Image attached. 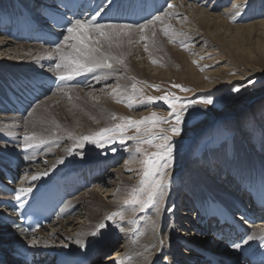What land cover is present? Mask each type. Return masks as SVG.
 Listing matches in <instances>:
<instances>
[{
	"label": "rangeland",
	"instance_id": "obj_1",
	"mask_svg": "<svg viewBox=\"0 0 264 264\" xmlns=\"http://www.w3.org/2000/svg\"><path fill=\"white\" fill-rule=\"evenodd\" d=\"M4 1L5 0H0V4L5 5ZM161 1L163 2V0ZM175 1L176 0H164V6L162 7L160 4V7H157L162 9L159 13L155 12L156 15H161L169 10L168 5ZM202 3H206L210 6V13H208L210 17L206 18L205 21L203 20L205 23L200 24V26L206 28V25H208L207 27H210L209 32L207 34H201L199 32L201 35L198 32L196 35H194V33H187L188 36H191L189 37L192 39L191 41H181L180 43L178 42L180 40H174L172 43L164 42L163 44L165 46L172 44L174 50H176L179 45L182 46L187 44L186 46L189 48L181 50V52L184 53L182 57L185 59L184 56H190L194 59L195 63L193 66L199 67V69L197 68L198 70L194 71L195 73L187 69V65L182 63L181 59L179 60L175 55H173L175 59L173 63L170 62L169 65L163 64L164 69L166 68L169 70V74H164L163 72L158 73L159 71L153 70L156 66L152 61L145 65V68H147L143 75L139 74L135 76L126 75V73L122 74L119 69H117L118 72H114L115 68L113 70L104 68L105 72L103 68L93 69V71L95 70L97 73L93 77L87 76L86 73H83L84 71L76 75L71 74L72 66L69 65L68 68H61L59 70L60 73L69 78L65 79L68 85L65 84L61 86L59 88L61 92L59 91L58 94L54 96L63 97L57 100L55 105L51 103L54 100L43 101L52 96V93H49L46 97L40 99V101L22 117L16 116L15 118L14 115L11 114H0V117H7L10 115L14 117L7 121L9 123L11 122L10 125L13 127H9L10 129L7 128L4 132L0 133V157L2 159H6L8 155L12 154L18 156L20 146H17L16 143L23 144L24 147L27 143H31L32 147H26L30 150L28 156L30 166H38V163L44 158L43 156H45L46 152V155L48 154L50 156L46 159L55 161V154L60 152L65 146H68L69 141L66 140V138L64 140V136L67 132L70 131L69 133H72L76 129H79L77 134L82 133V136L78 137L76 141L71 140L73 144H71L72 146L69 147L68 151L71 161H84L94 165L95 162H110L108 160L118 157V159H115L114 166L116 169L119 168V170H121L118 175L121 176L120 181H122L121 183L123 185L121 183L118 184L117 180L113 177L108 183V186L107 183L105 184L108 187L106 189V187H101V184L100 186L94 183L86 184L89 181H87L85 175H82L81 179L85 185L79 186V184H76L75 190L78 186L79 189L76 191L74 190L75 192L72 196V199L78 202L76 207L77 214L83 212L87 216H93L97 219L102 218L101 220L103 221H100L99 230H97V232L107 231L106 233L112 232L111 236L114 234L118 235L114 246L109 247V245L106 249H103L98 257L95 256L96 258H94L95 260L93 263H97L99 260L103 263V260H107L115 250L123 245V239L130 241L133 233L135 235L136 230L143 229V227L149 228V225L147 226L143 221L145 217L158 216L161 209L163 211L169 210V212L172 213L173 207L171 204L170 207H167L166 204L167 197L170 192L175 190L178 191L183 188L185 180L190 181L189 169L185 168L187 163H196L207 153L221 152V162L227 165V162H232L234 158L232 152L234 151V146H239L243 149L247 147L250 148V152L261 161L262 167L264 168V152L261 147V145L264 144V28L253 27L247 29L253 23L264 22V0H201L196 3V5L200 6ZM29 4L41 5L38 0H28L27 5ZM18 5L22 6L20 2ZM207 5L204 9L207 8ZM187 9L186 7V10ZM26 11H28V8ZM189 11L188 14L191 16L192 10L190 9ZM197 14L198 13H196V15ZM228 16L230 17V21L227 22L228 25H226V27H216V25H219V20L214 18L222 19ZM201 18H204V15H202ZM212 19L216 20L218 24L213 26L214 23H216L215 21H207ZM191 20L190 22H193V18ZM199 20L201 19L198 17V21L191 24L193 26H190V29L193 27L192 30L196 29L195 31H197V28H199V26L197 27V25H199L197 23L200 22ZM159 26L161 25L156 24L154 28H159ZM228 29L231 30L229 31ZM212 30L214 33H212ZM126 31L128 34L116 38L111 48H109L107 42L101 41L102 50L108 53L110 57L120 59V47L122 45H127L126 47L129 46V49L137 47L138 45L139 47L144 45L142 40H138L136 43V39L141 36L137 28L133 27ZM130 33H135L136 36H132ZM215 33H217V35H215ZM64 34L59 45H61L63 54L66 55V53L70 51V45L74 41L69 40L65 44L64 41L67 33ZM90 34L93 36L98 35L91 32ZM194 36L195 38H193ZM0 38H6L12 41L14 43L13 47L16 44L28 45L29 53L35 52L36 49L34 47L38 46L34 42L25 43L24 41L14 39L9 33L5 35L0 34ZM92 42L94 41H90V43ZM121 42L124 43L121 45ZM117 43H119V46H117ZM41 49L45 50L46 48L41 47ZM55 50L56 48L52 51ZM46 51H48V49H46ZM52 51L49 50L48 53L46 52L50 61L53 60L52 65H50L51 62L48 64L50 69L44 71L46 64H44L45 60H43L42 63L38 62L36 65H33L30 69L25 71L23 75L27 74L38 77L42 73L47 74L49 72V74L58 76L55 66L57 63L61 62L60 55L56 51ZM155 56L158 55L156 54ZM145 57L146 55L143 56L142 59ZM159 59L160 58L157 59L158 65L161 63ZM137 61L138 59L135 58V67L142 69L140 65L137 64ZM114 62L115 61L112 62L111 60L113 66L118 67V63ZM197 73L200 75H208V78H205V81L198 82L196 81L197 78L194 79V75H197ZM106 75L110 77L105 84L97 88L101 91V95L99 96L111 98L109 97L110 95L118 96L119 94L122 98L126 97V99H120L121 102L119 101L117 103L114 100L111 102L112 104L115 103V106L118 105L122 107L124 110H119L116 107L114 108L113 105H110V101L108 100H106V103H103L106 105V108L101 109L100 106L102 103H100V97L93 96L92 94H85V92L89 90V88L85 87L91 84L93 85V83L85 85L86 82L96 76L100 78ZM73 81H75V83ZM133 84L136 85L137 91L133 90ZM175 85H179L180 87H175ZM14 87H16V84H14ZM235 88H239V91H233ZM90 89L92 90V88ZM255 92L260 93L257 97L252 98ZM166 95L170 100L175 97L173 104L182 112L183 119L180 125L181 133L179 136L173 135L170 131H167L170 127L175 126L176 123L175 114L169 115L173 110L167 103L161 99H154L150 103H141V101H147L149 97L156 98ZM6 97L7 95L2 98L3 101L1 100V103L7 102ZM205 98H210L212 103L208 105L192 103L193 101H199ZM126 103L131 105V107L126 105ZM240 105L242 106V110L233 114L228 119L222 117L218 118L211 114V112L223 113L225 110L228 112L230 108L235 109L236 106ZM153 113L157 118L167 120L168 122L162 123L156 121L154 125L152 121L146 120L144 123L139 124V132L136 131V126H127L129 119L131 121H141L146 117H151ZM113 116H115L116 119H112ZM18 121L20 122L17 123ZM202 123H204L203 128L198 129L199 125ZM14 124H16V127ZM35 125H38V127H35ZM116 125H126V127L123 131H120L116 129ZM50 126L53 130H51ZM105 128L113 129V131L106 133L103 138L94 137L95 133ZM161 129L165 131L161 132ZM164 135L170 137L169 144L172 148V152L170 157L158 159L151 154L162 151L157 149L154 145L163 143L162 140L156 137ZM25 136H32L34 139L25 142ZM36 136L38 138H36ZM83 137H93L95 140L99 141V145L95 142L84 140L82 139ZM149 139L153 141L151 145L143 143V141ZM61 142L62 144H60ZM138 147L141 149L140 152L136 151ZM146 158L158 160V162L145 164L143 161H145ZM165 164L168 166L165 167ZM199 164L204 165V167L202 166L204 170L207 169V167H205V161ZM242 166L244 165H239V167ZM199 167L200 170H198V172L203 171L202 167ZM18 168L21 170L20 167ZM145 171L150 173L147 177L144 176ZM174 171H176V174L173 173L174 178L171 183H169L167 176ZM64 172H66V170ZM161 177L162 184L160 189L156 190L155 195L149 197L148 191L150 190V185L156 180L161 179ZM18 178L19 175L17 176V179ZM222 181H225L223 177ZM226 185L223 184L221 186L225 187ZM100 187L110 191V196L105 197V193L100 191ZM226 187V191L233 194L232 192L235 191V182ZM134 189H136V191H133ZM118 190L122 192L118 193L117 197L120 203L111 207L109 201L112 200V195L117 193ZM193 190L195 191V189ZM161 191H163V195H161V193L159 194ZM165 197L166 201L163 203ZM183 200L184 198L182 197L181 201ZM154 205L156 206L154 207ZM177 211L180 215L184 212L183 208L181 211ZM0 212L4 214V216H7L6 210L0 208ZM113 213H121L122 215L112 216L111 219H107V217L111 216ZM188 215L193 217L186 216L185 218L192 220L193 224L196 225L194 221L196 220L197 214L193 211ZM255 220H258V218ZM101 224L104 225L103 228L100 227ZM7 229L11 230V227H7ZM193 231L194 230L190 228L186 233L191 235ZM195 234L197 235L195 232L193 238L187 237V235L184 236L183 234L182 236H184L188 242L200 241L201 243H205L204 245H207L206 248L219 251V248L215 246V239L212 235H199V238H197ZM7 239L9 238H4V240ZM188 247L189 246L182 247L181 250H183V252L187 250L192 252L193 250Z\"/></svg>",
	"mask_w": 264,
	"mask_h": 264
},
{
	"label": "bare ground",
	"instance_id": "obj_2",
	"mask_svg": "<svg viewBox=\"0 0 264 264\" xmlns=\"http://www.w3.org/2000/svg\"><path fill=\"white\" fill-rule=\"evenodd\" d=\"M27 1L28 0H19L20 5L26 6V8H28L27 12L30 14V17L36 21L38 18V13L41 10V6L39 4L27 5ZM41 1L42 0H38L39 3ZM199 1L201 0H176L175 2L172 3V5L174 6L173 8L165 11L161 15L155 14L154 16H160L161 20L156 21L154 24L145 27L142 33L138 30L140 32L139 34L143 35L145 39L142 40L140 36L138 39H136V43L138 42V40H142L144 42V45L139 47V45L137 44L138 45L137 47L129 49V46L126 47L127 45L126 46L122 45L124 42L123 43L121 42L122 45L120 47L121 56L119 58L123 60V63L122 64L118 63L117 65L118 67L113 66V68L110 70H113L115 68L114 72H118L117 69H119V71H121L122 74L126 73V75H134V76L139 74L143 75L145 69L147 68V67L145 68V65H147L148 62L155 60L157 61V63H155L156 67L153 70L159 71L158 73L163 72L164 74H169L170 73L169 70L166 68L165 70L163 64L169 65L170 62L173 63L175 61L173 55H175L176 58H179V60L181 59L182 63L187 65L188 67L187 69L193 72L198 70L199 67L193 66L194 59H192L190 56L189 57L184 56L185 59H183L182 57V54L184 53L181 52V50H186L187 48H189L186 46L187 44L182 46L179 45V47L176 50L173 49L172 44L167 46L163 45L164 42H169V36H166L164 34L163 29L169 27L170 32L174 31V32H182L186 34L183 36L171 37L173 41L180 40L178 41L180 43L181 41L188 42L192 40L191 38H189L191 36H188L189 33H194V35L198 34L199 32L201 34L202 33L207 34L210 30V27L208 28L207 27L208 25H206L205 28L204 26H200V24L205 23L204 22L205 19L210 17V15L208 14L210 13L209 12L210 6H208L206 3H205L207 5L206 9H204V7L206 6L204 3H202L201 5L199 4L200 6H197L196 3H198ZM93 2L96 3L97 0H93ZM161 2H162L161 0H158V3L152 4L150 0L149 1L146 0L143 3L139 4L140 8L137 7L138 0H107L106 4L108 6L111 3L112 4L111 6L115 7L116 10H123L126 12V14H130L132 13V9H137L134 12L140 11L144 13L148 9L155 10L157 9V7L160 5ZM4 4L5 5L0 4V12L9 13L12 22L18 18H22V19L26 18L25 15L18 13L19 10L18 7L14 4V0H5ZM186 7L188 8L187 10ZM190 9L192 10L191 16H189L188 14V12H190L189 11ZM166 13H172V15H167ZM196 13L198 14L196 15ZM199 15L201 16L204 15V18H201V16ZM88 16H89V12H86L83 17H87L89 19L88 21H92V23L96 21L97 15L95 17H88ZM198 17L201 19L199 20L200 22L197 23L199 24L197 25V27L199 26V28H197V31H195L196 29L192 30L193 27L190 29V26H193L191 24L198 21ZM192 18H193V22H190L192 21L191 20ZM214 19L219 20V25H216V27L219 26L222 28L226 27V25H228L227 22L230 21L229 16L224 17L222 19L221 18H214ZM207 21L216 22V20L213 19ZM5 24L11 26L10 31L13 30V28H15L13 23L9 21H6ZM156 24H160L161 26H159V28H154ZM215 24L218 23L217 22L214 23L213 26H215ZM253 27L264 28V22L253 23L247 29H251ZM2 29L3 27L0 25V34L5 35L8 33V31ZM228 30L230 31L231 29ZM212 33H214L213 30ZM131 35L136 36L135 33ZM215 35H217V33H215ZM193 38H195V36ZM13 44L14 43L12 41L6 38H0V103L1 100L3 101L2 98H4L5 95H8L7 94L8 92L12 91L14 84H16L17 81H18L17 83L22 82L27 77H28L27 79L30 80L34 78L36 79L40 78L39 76L37 77L27 74L23 75L25 71L30 69L33 65H36L38 62L42 63L43 60H45L44 64H46L45 66L46 68H44V71L50 69L48 66V64L50 63V58L46 54V52L48 53L49 50L48 51H46V49L42 50L41 47L35 46L34 48L36 49V51L29 53L28 45L16 44L13 47ZM71 45L69 48L70 51L66 53L65 57L74 55ZM145 45H147L148 48L147 51H145ZM156 54L158 56H155ZM145 55L146 57L142 59V57ZM135 58L138 59L137 64L140 65V68L142 69H138L137 67H135L134 65ZM158 58H160L159 60L161 62L159 65L157 60ZM113 61L115 60H112V62ZM114 63H116V61ZM83 73H86L87 76H91V77L97 74L95 70L84 71ZM195 75H194V79L197 78L196 81L198 82H202L203 80L205 81V78H208V75L205 74L200 75L197 73V75L196 76ZM109 77H110L109 75H106V76H101L100 78H98L97 76L91 78L88 82H86L85 85L91 83H93V85L91 84L92 86L89 85L85 87V88H89V90L86 91L85 94L86 95L92 94L93 96L100 97L101 98L100 103H102V105L100 106L101 109L106 108V105L103 103H106V100H108L110 101V105L111 106L113 105L114 108L116 107L119 110H124L122 107L118 105L115 106L114 105L115 103L112 104L111 102L114 100L118 103L120 99L122 100L126 99L125 96H124L125 98H122L121 96H119V94L118 96L110 95L109 97H111L112 99L107 98L106 96H99L101 95L100 94L101 91L98 90L97 88L105 84L106 81H108ZM90 88H92V90ZM43 91L45 92L46 90L43 89ZM59 91L60 89L57 88L52 92L51 97H48L43 101L46 102V101L54 100L51 103H54L55 105L57 103V100L63 98L62 96L54 97L56 94H58ZM259 93L260 92L257 93L255 92L252 98L257 97ZM126 105L128 104L126 103ZM240 110H242L241 105L236 106L235 109L230 108L228 112L225 110L223 111V113L211 112V114L217 116L218 118L222 117L228 119L233 114L238 113ZM16 116L19 117L18 115H14L15 118ZM14 117H11V115L7 117L5 116L0 117V133L4 132L5 129L9 127L10 128L13 127L12 125H10L11 122L9 123L7 121ZM19 122L20 121H18L17 123ZM43 123L46 124L45 122ZM15 125L16 124H14V126ZM203 126L204 123L200 124L198 129H202ZM35 127H38V125H35ZM51 130L53 129L51 128ZM78 130L79 129H76L72 133H69L70 132L69 131L64 136V140L66 138V140L69 141L68 146H65L60 152H57L55 154L56 156L55 161L47 160L46 158L47 157L49 158L50 156L48 154L46 155L47 153L46 152L45 156H43L44 158L42 157L43 159L41 160L40 163H38V166L36 167L29 165V166H25L22 170H20L18 168L19 166H16L15 163H13L11 165L12 167L9 169L11 176L21 171L20 179H19L20 181H18L16 185H12L14 187V190H16L18 194H20L18 190L22 188L31 187L32 191H34L39 187V185L43 181L51 180L56 176H59V181L62 187L65 190H67L69 193L75 190L76 184H79V186L80 184L81 185L84 184V182L81 179L82 175H85L87 181H89L90 184L94 183L95 185L97 184L99 186L101 184V187L104 188L106 187V189L108 188L107 187L108 183L113 177L115 178V180H117L118 184L121 183L122 182L120 181L121 176L118 175L120 174L121 170H119V168L116 169L114 166L115 159L116 158L118 159V157L108 160L110 162H106V161L95 162L94 165L84 161L81 162L71 161L70 155L68 153L69 147L72 146L71 145L73 144L72 141H76L78 137L82 136L81 135L82 133L77 134ZM37 136L36 138H38ZM60 144H62V142ZM261 147H262V151L264 152V144H262ZM233 150L234 151L232 152L234 158L232 162H227L228 163L227 165L221 162V158H222L221 152L207 153L204 156H202L201 160L197 161L196 163L194 162L187 163L185 165V168L189 169L190 181L185 180L183 184V188H181L178 191L175 190L170 192L167 197V201H166V197L164 198L163 201V203H165L166 201L167 207H170L171 204V206L173 207L172 213H170L169 210L163 211L161 209L158 216L145 217L143 221L147 226L149 225L148 226L149 228L143 227V229L136 230L135 235L133 233L131 240L127 241L123 239V243H122L123 245L119 247V249L115 250V252L111 256H109L107 260L106 259L103 260V263H101V260H99V262L92 264H164V263L196 264L197 256L195 255V253L191 252L190 250L183 252V250H181L182 247L192 246L194 248L196 247L206 248L207 245H204L205 243L203 242L202 243L192 242V241L188 242V240L184 238V236L187 235V237L193 238L194 232H191L192 233L191 235H188L186 233L187 230L190 229V225L194 226L192 227L193 229L195 228L196 230H199L204 234H208L210 232H214L218 230L215 221L207 219L208 217L207 214L209 212L208 206L210 204L216 207H225L227 209L242 207L244 203L249 205L251 209V214L253 215L254 218L256 219L258 218V220H256V224H254L253 226L250 225L251 234L249 236L253 238L249 239L248 237L247 241L253 242L255 240H260L258 244L264 245V239H262V237H264V219L261 221L259 220V218L264 217V209L256 207L252 203V198L250 196V192L253 189V192H255V194L258 195L259 197H261L262 201L264 202V168L262 167L261 161L252 152H250V148L247 147L243 149L242 147L234 146ZM3 160L4 158L2 159L0 157V164L3 163ZM202 161H205L206 163L205 167H207V169L205 170L203 169L204 165L199 164L202 163ZM239 165H244V166L239 167ZM199 166L201 167L203 166L202 167L203 171L198 172V170H200ZM65 170L66 172H64ZM72 171L78 173L79 175L68 176V174ZM176 171L171 172L167 176L169 183H171L172 179L174 178L173 173L176 174ZM33 176H36L37 179L33 180L32 179ZM222 177L225 179L224 182L222 181ZM233 182H235V187H234L235 191H233L232 192L233 194H231L228 193V191H226L227 189L226 186L232 185ZM106 183L107 186L105 185ZM219 184L221 185L225 184L226 186L225 187L221 185L218 186ZM193 189H195V191ZM121 190H118L119 192L117 191V193L112 195V200L109 201L111 207H113V205H117L120 203V201L117 200V197H118V193H122ZM100 191L105 193V197H109L111 194L110 191L104 190L102 188L100 189ZM160 193L161 192H159V194ZM194 194L199 195L198 198L201 197L200 199L201 201L198 204H195L191 200V195ZM182 197L184 198L183 201H181ZM7 198L10 197L6 195H1L0 193V200ZM76 201L77 200L75 199L72 200L69 199L66 206H64V208L60 210L59 216H57L53 220L55 222L50 227L37 231L35 234L31 236L20 237V239L23 240L25 243H28L30 245H33V247L41 248L44 251H47V253L44 254L45 256L42 260L43 264L46 263V260L49 258V254H54L53 257H55V255L58 256L60 254H69L74 251H78V252L85 251L86 255L91 256L93 259L95 256L98 257L101 251L103 249H106L109 245H110L109 247L114 246L115 242L117 241V237H118L117 234L111 236L112 232L111 233H106L107 231L97 232V230H99L98 228L100 221L101 222L103 221L101 220L102 218L99 217L100 219H97L96 217L93 216H87L83 212H81V214L79 213L77 214L76 207L78 202ZM155 206L156 205H154V207ZM204 206L207 207V210L203 209ZM182 208L184 212L182 215H180L177 210L181 211ZM1 209L6 210L4 207H2ZM193 211L194 213L198 212L197 216H202L201 219H203L202 222L204 223L202 227L194 225L192 220H188L187 218H185L186 216H191L188 214H191ZM3 217L4 214L0 212V220ZM12 232L17 233V230L14 228H11V230H9L6 227L0 226V238L4 239L5 237H8L10 241H13V239L11 238ZM182 234L184 236H182ZM190 240H194V239H190ZM222 246H226V242H224ZM226 250L229 251L228 249ZM2 251L3 254L6 256V259H11V255L7 252V249H3Z\"/></svg>",
	"mask_w": 264,
	"mask_h": 264
},
{
	"label": "snow or ice",
	"instance_id": "obj_3",
	"mask_svg": "<svg viewBox=\"0 0 264 264\" xmlns=\"http://www.w3.org/2000/svg\"><path fill=\"white\" fill-rule=\"evenodd\" d=\"M174 6L172 4L168 5V8L171 9ZM167 15H172V13H166ZM97 15H99V13H97ZM95 19V18H93ZM186 19V18H185ZM161 20L160 16L157 17H153L152 20L146 21L145 24H141V25H121V24H93L92 21H81L79 19L74 20L71 22L70 26L67 28V33L68 35L65 36V44L71 40L74 41V43L71 45L74 55L72 56H68L65 57V55L63 54V52L61 51V45H57L56 46V52L60 55V61L59 63L56 64V70L58 72V79L60 80H64L69 78L68 76H65L64 74L60 73L59 70L61 68H68L69 65H71V74H80V72L82 71H92L93 69L96 68H108V69H112L113 68V64L110 62L111 60H115L116 63L122 64L123 60L122 59H118L116 57H110V55L104 51H102V44L101 41L107 42L109 48L112 47V44L114 42V40L118 37H120L121 35H127V31L126 30H130L133 27L137 28L141 33L143 32L144 28L147 27L148 25L154 24L156 21ZM90 30V31H89ZM164 34L166 36H169V42L172 43L174 42L172 40V36H183L185 35L182 32H170L169 27H166L163 29ZM91 33H96L98 34L97 36H93L90 34ZM154 35V34H153ZM141 39H145V37L143 35H141ZM90 41H94L92 43H90ZM131 42V41H129ZM117 46H119V44L117 43ZM147 45H145V51H147ZM152 63H157V61L152 60ZM193 63H195V61H193ZM106 78V77H104ZM175 87H180L179 85H175ZM132 88L134 91H137L136 89V85L133 84ZM186 90V89H185ZM233 91H239V88H235L233 89ZM154 99H161L163 100L165 103H167L169 105L170 108H172L173 112L170 113L169 115H172L173 113L175 114V126L170 127L169 129H167V131H170L173 135L179 136L181 133V121L183 119L182 116V112L180 110H178L174 104H173V100L175 99V97H173L171 100L169 99V97L166 96H162V97H149L147 99V101H141V103H150L152 102ZM119 102V101H118ZM192 103H202L205 105L211 104L212 100L210 98H205L199 101H193ZM129 107H131V105H128ZM112 119H116L115 116L112 117ZM127 119V118H124ZM146 120H150L153 122V124L155 125L156 121L162 122V123H167V120H163L161 118H157L155 116V114L153 113V115L151 117H146L144 119H142L141 121H131L130 119L128 120L127 126H136V131L139 132L140 128H139V124L144 123ZM116 129H119L120 131H123L126 127V125H116L115 126ZM113 131V129H101L99 132L94 134V137H104V135L106 133H109ZM150 131V130H149ZM165 131L164 129H161V132ZM160 140L163 141V143L160 144H155L154 146L157 149H160L162 151H158L156 153H152L151 155L154 157H157L158 159H165L166 157H170L171 152H172V148L169 144L170 141V137L167 135L164 136H158L156 137ZM25 141H31L34 139V137L32 136H25ZM82 139L84 140H89L90 142H95L99 145V141L95 140L93 137H83ZM143 143H147L149 145H151L153 143V141L151 139L149 140H145L143 141ZM82 146V145H80ZM25 147H32L31 143H27L25 145ZM137 152H140L141 149L138 147L136 149ZM25 159H28V157H25ZM62 162V161H61ZM158 160H150V159H145V161H143V163L145 164H153V163H157ZM168 165L165 164V167H167ZM46 174V173H45ZM150 173L148 171L144 172V176L147 177ZM33 180L37 179L36 176L32 177ZM143 184V181H142ZM162 184V177L159 180H156L154 183H152L150 185V190L148 191V195L149 197L155 195L156 190L160 189ZM143 190V189H141ZM20 195H26L28 193H30L32 191V188H22L20 190H18ZM133 191H136V189H134ZM20 195H18L16 197V199H20ZM161 195H163V192L161 191ZM117 215H122L121 213H113L111 216L107 217V219H111L112 216H117ZM101 228L104 227L103 224L100 225ZM253 237L249 236V239H252ZM262 239H264V237H262ZM234 247H239V245H234Z\"/></svg>",
	"mask_w": 264,
	"mask_h": 264
},
{
	"label": "water",
	"instance_id": "obj_4",
	"mask_svg": "<svg viewBox=\"0 0 264 264\" xmlns=\"http://www.w3.org/2000/svg\"><path fill=\"white\" fill-rule=\"evenodd\" d=\"M1 239L3 240V238H0V245H2V242H3ZM237 261H238V259H237Z\"/></svg>",
	"mask_w": 264,
	"mask_h": 264
}]
</instances>
